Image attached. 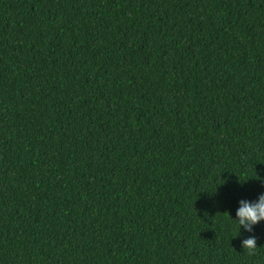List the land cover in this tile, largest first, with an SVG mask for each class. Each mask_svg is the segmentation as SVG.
Wrapping results in <instances>:
<instances>
[{"label": "trees", "instance_id": "1", "mask_svg": "<svg viewBox=\"0 0 264 264\" xmlns=\"http://www.w3.org/2000/svg\"><path fill=\"white\" fill-rule=\"evenodd\" d=\"M261 195L264 0H0V264H264Z\"/></svg>", "mask_w": 264, "mask_h": 264}, {"label": "clouds", "instance_id": "2", "mask_svg": "<svg viewBox=\"0 0 264 264\" xmlns=\"http://www.w3.org/2000/svg\"><path fill=\"white\" fill-rule=\"evenodd\" d=\"M236 221L239 226L251 232L254 225L264 221V195L259 197L258 203H247L241 201V206L236 212ZM256 238L251 237L243 240L242 247L247 250L248 255H256L258 247L256 246Z\"/></svg>", "mask_w": 264, "mask_h": 264}]
</instances>
